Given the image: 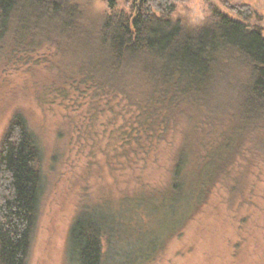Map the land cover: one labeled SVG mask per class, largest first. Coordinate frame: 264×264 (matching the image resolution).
<instances>
[{
    "label": "trees",
    "instance_id": "trees-1",
    "mask_svg": "<svg viewBox=\"0 0 264 264\" xmlns=\"http://www.w3.org/2000/svg\"><path fill=\"white\" fill-rule=\"evenodd\" d=\"M178 1L140 0L131 17L91 19L75 0H0L4 60L42 45L77 49L68 76L76 93L87 95L92 109L104 104L116 116L122 107L133 109L117 153L128 160L121 168L145 164L181 120L188 125L162 192L82 208L69 230L67 264H149L200 210L252 127L264 121L261 30L218 12L209 25L185 29L170 20ZM41 151L26 118L15 113L0 138V264H26L45 186Z\"/></svg>",
    "mask_w": 264,
    "mask_h": 264
},
{
    "label": "rangeland",
    "instance_id": "rangeland-1",
    "mask_svg": "<svg viewBox=\"0 0 264 264\" xmlns=\"http://www.w3.org/2000/svg\"><path fill=\"white\" fill-rule=\"evenodd\" d=\"M109 2L74 3L91 19L112 13L131 17L140 10L138 0H115L113 8ZM174 6L170 20L185 29L209 25L218 12L264 36V0H179ZM74 51L42 45L19 50L8 60L0 51V138L10 118L20 113L42 150L39 168L45 186L26 264H67L69 230L82 208L116 207L127 195L162 192L169 182L171 153L188 127L181 120L148 162L121 168L128 160L118 159L117 153L128 139L133 109H115L120 113L116 116L103 104L91 112V99L76 93L68 79L76 70L72 63L79 51ZM237 152L204 205L149 264H264V121L252 127Z\"/></svg>",
    "mask_w": 264,
    "mask_h": 264
},
{
    "label": "water",
    "instance_id": "water-1",
    "mask_svg": "<svg viewBox=\"0 0 264 264\" xmlns=\"http://www.w3.org/2000/svg\"><path fill=\"white\" fill-rule=\"evenodd\" d=\"M138 1H140V0H138ZM139 3V2H138ZM138 3L136 4V7L138 8Z\"/></svg>",
    "mask_w": 264,
    "mask_h": 264
}]
</instances>
